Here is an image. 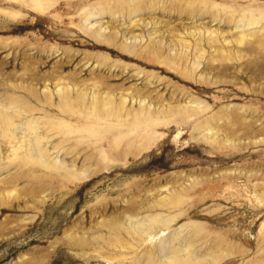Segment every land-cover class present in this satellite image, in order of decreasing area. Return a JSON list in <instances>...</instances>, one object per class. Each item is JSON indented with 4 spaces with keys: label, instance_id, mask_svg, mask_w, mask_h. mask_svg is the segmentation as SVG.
Listing matches in <instances>:
<instances>
[{
    "label": "rangeland",
    "instance_id": "obj_1",
    "mask_svg": "<svg viewBox=\"0 0 264 264\" xmlns=\"http://www.w3.org/2000/svg\"><path fill=\"white\" fill-rule=\"evenodd\" d=\"M0 105V264H264V0H0Z\"/></svg>",
    "mask_w": 264,
    "mask_h": 264
},
{
    "label": "bare ground",
    "instance_id": "obj_2",
    "mask_svg": "<svg viewBox=\"0 0 264 264\" xmlns=\"http://www.w3.org/2000/svg\"><path fill=\"white\" fill-rule=\"evenodd\" d=\"M18 88V87H17ZM68 88H69V86H68ZM69 90V89H68ZM60 91V90H59ZM64 91V90H63ZM48 92V91H47ZM97 92V91H96ZM49 93H51V92H49ZM65 93V92H64ZM64 93H63V95H64ZM66 94V93H65ZM3 96H5V94L3 95ZM23 96V95H22ZM80 96V95H79ZM84 96V95H83ZM15 97H16V95H15ZM20 97V96H19ZM47 97V96H46ZM52 97V96H51ZM71 98V97H70ZM1 99H2V97H1ZM7 99V98H6ZM66 99V98H65ZM72 99V98H71ZM101 99H102V97H101ZM113 99V98H112ZM22 100V99H21ZM103 100V99H102ZM104 100H105V98H104ZM62 101H63V99H62ZM72 101V100H71ZM107 101V100H106ZM105 101V102H106ZM13 102V101H12ZM85 103V102H84ZM13 104V103H12ZM24 104V103H23ZM73 104V103H72ZM75 104V103H74ZM106 104H107V102H106ZM14 105V104H13ZM71 105V104H70ZM85 105V104H84ZM87 105V104H86ZM108 105V104H107ZM1 106V105H0ZM16 106V105H15ZM18 106V105H17ZM21 107V106H20ZM98 107V106H97ZM76 108H77V106H76ZM99 108V107H98ZM2 110V109H1ZM18 110H19V108H18ZM20 110H22V108L20 109ZM24 110H26V109H24ZM29 110H30V108H29ZM34 110V109H33ZM14 112H15V110H13ZM23 111V110H22ZM21 111V112H22ZM28 111V110H27ZM102 111V110H101ZM2 112V111H1ZM24 112H26V111H24ZM30 112V111H29ZM99 112V111H98ZM11 113L12 114H14L12 111H11ZM97 113V112H96ZM1 114V113H0ZM12 114H8V113H5V116H3V119H4V121L5 122H9V121H11L12 120ZM20 114V113H19ZM23 114V113H22ZM2 116V115H1ZM15 117V116H14ZM2 118V117H1ZM18 118V117H17ZM56 119V118H55ZM59 119V118H58ZM1 121V120H0ZM61 122V121H60ZM9 123H11V122H9ZM67 123H68V121H67ZM5 124V123H4ZM66 124V123H65ZM8 126V125H7ZM39 150V149H38ZM41 152H42V150H41ZM39 153V152H38ZM41 156H42V154H41ZM44 159H46V158H44ZM154 222L155 223H158L159 222V220L157 219V217H155L154 218ZM140 224H141V222H140ZM150 226V225H149ZM152 226V225H151ZM151 233V232H150ZM159 234H160V232H159ZM149 235V237L151 236L150 234H148ZM162 235H164V234H162ZM153 236V235H152ZM156 236V235H155ZM154 237V236H153ZM152 237V238H153ZM148 239V238H147ZM157 239V238H156ZM160 239H161V237H160ZM148 240H150V239H148ZM153 241H155V240H153ZM152 241V242H153ZM161 241V240H160ZM163 241V240H162ZM150 242V241H149ZM146 243V242H145ZM166 243V242H165ZM162 245V244H161ZM188 245V244H187ZM163 246V245H162ZM176 248V247H175ZM180 248V247H179ZM165 249V248H164ZM181 253L182 252H180V250L178 249H176V250H174L173 251V255L171 256V264H190V263H193V261H194V257H193V255L191 254V252H189L186 256L184 255V256H182L181 255ZM171 254V253H170ZM150 257H151V259L149 260V264H153V262H154V260L153 259H155V258H153L152 259V256L151 255H149ZM169 256V257H170ZM162 260V259H161ZM163 262V260L161 261V263L160 264H165V262L164 263H162ZM168 263V262H167ZM154 264H155V262H154Z\"/></svg>",
    "mask_w": 264,
    "mask_h": 264
}]
</instances>
